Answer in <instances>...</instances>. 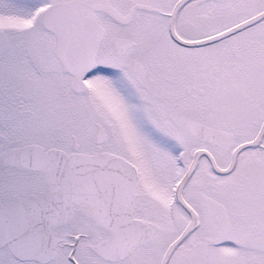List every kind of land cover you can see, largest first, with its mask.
<instances>
[{
    "label": "snow or ice",
    "instance_id": "obj_1",
    "mask_svg": "<svg viewBox=\"0 0 264 264\" xmlns=\"http://www.w3.org/2000/svg\"><path fill=\"white\" fill-rule=\"evenodd\" d=\"M0 264H264V0H0Z\"/></svg>",
    "mask_w": 264,
    "mask_h": 264
}]
</instances>
